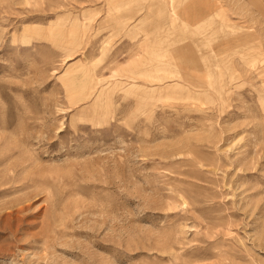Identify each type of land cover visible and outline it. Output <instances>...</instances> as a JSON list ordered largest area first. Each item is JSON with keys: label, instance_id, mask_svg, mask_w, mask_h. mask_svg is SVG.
Instances as JSON below:
<instances>
[{"label": "rangeland", "instance_id": "374dc122", "mask_svg": "<svg viewBox=\"0 0 264 264\" xmlns=\"http://www.w3.org/2000/svg\"><path fill=\"white\" fill-rule=\"evenodd\" d=\"M0 264H264V0H0Z\"/></svg>", "mask_w": 264, "mask_h": 264}]
</instances>
